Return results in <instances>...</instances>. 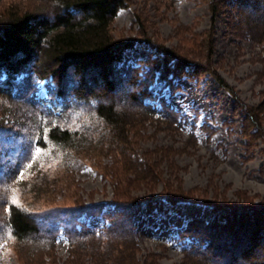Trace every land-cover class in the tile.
Masks as SVG:
<instances>
[{"label":"trees","instance_id":"obj_1","mask_svg":"<svg viewBox=\"0 0 264 264\" xmlns=\"http://www.w3.org/2000/svg\"><path fill=\"white\" fill-rule=\"evenodd\" d=\"M221 1L208 0L212 24ZM232 1L239 8L246 31L263 53L260 62L264 81V0ZM44 2L41 11L11 9L0 20V207L4 208L0 246L15 240L48 250L63 237L67 257L61 262L52 259L48 264H160L158 254H142L132 226L134 219L142 209L147 214H165L167 209L162 204L166 201L175 205L194 201L173 185L180 184L176 175L167 179L162 176L160 164L169 159V147L139 153L134 130L144 129L153 120L184 133L194 143L200 140L198 132L206 138L212 132L209 125L197 128L196 120L190 122L175 110L163 91H152L143 84L142 77L147 79L149 68L162 82L174 85L176 79L193 76L195 67L201 64L158 47L149 39H114L110 25L130 0ZM136 43L151 47L154 61L162 57L165 64H127L130 74L126 72L121 78L127 80L132 75V81L129 91L121 95L117 94V82L106 76H102V84H97L85 80L88 75L84 72L75 80L68 75L71 67L83 71L98 61L101 68L117 64L124 51L133 49ZM204 70L215 73L210 67ZM216 79L233 93L219 76ZM41 89L45 97L40 96ZM245 109L248 122L264 136V91L256 105ZM90 144L97 145L100 153L113 156L115 162L121 161L122 170L127 167L133 175L127 176L126 169L120 177L112 176L115 186H123L116 200L100 206L76 204L42 210L10 200L12 190L25 179L26 185H34L52 169L82 167L72 152L85 150ZM162 181L165 188L154 195L155 185ZM141 185L149 186L148 196L130 193ZM242 199L239 208L215 200V216L209 221H178L174 241L183 255L179 264H264V249L256 253L264 248V206L250 208L251 198ZM92 216L100 219V227L88 225L87 219Z\"/></svg>","mask_w":264,"mask_h":264},{"label":"rangeland","instance_id":"obj_2","mask_svg":"<svg viewBox=\"0 0 264 264\" xmlns=\"http://www.w3.org/2000/svg\"><path fill=\"white\" fill-rule=\"evenodd\" d=\"M45 4L44 0H0V20L11 9L36 12ZM217 7L212 24L208 0H130L128 7L120 10L110 25V33L116 40L149 39L158 47L201 64L200 68L195 67L193 76L176 79L174 85L162 82L149 68L145 72L147 79L142 77L143 84L149 85L152 91H163L175 110L190 122L196 120L197 128L209 125L212 132L206 138L197 129L200 140L194 143L184 133L172 131L153 120L146 123L144 129L134 130L139 153L141 150L152 151L155 147H169V159L160 164L162 176L167 179L176 175L180 184L173 185H178L185 196L194 201L176 205L166 201L162 204L167 209L165 214H147L142 209L134 219L132 226L142 254L148 251L158 254L160 264L182 261L181 247L174 241L178 221L211 220L215 216L212 210L215 200L239 208L244 201L242 197H249L250 208L264 206V136L248 122L245 109V106L256 105L263 97L260 62L263 53L246 31L237 4L222 0ZM154 54L151 47L136 43L133 49L124 51L120 64H109L105 68L102 65L101 68L98 61L84 67L83 71L81 67H71L68 75L75 80L78 75L83 77L81 73L84 72L88 75L85 80L97 84H102V76H106L117 82V94L121 95L129 91L128 84L132 81V75H128L129 81H122L121 77L127 72L126 65L139 61L162 64V57L155 62ZM208 67L215 73L204 70ZM217 76L233 93L217 82ZM40 96L45 97L44 89L40 90ZM72 156L82 167L52 169L43 176L44 180L38 179L34 185H26L24 178L12 190L10 200L40 210L76 204L100 206L116 200L117 191L122 192L123 186H115L112 176L120 177L127 169L126 175L133 177L127 167L122 170L120 156H117L120 162H115L113 156L100 153L97 145L90 144L85 150L73 151ZM164 188L163 181L157 183L153 194L162 193ZM149 190V186L141 185L133 187L130 193L143 197L151 193ZM3 209L0 207V219ZM87 223L90 227L101 226L97 216L87 219ZM39 246L9 240L0 246V264H39L41 261L48 264L52 259L61 262L67 257L63 237L48 250Z\"/></svg>","mask_w":264,"mask_h":264}]
</instances>
